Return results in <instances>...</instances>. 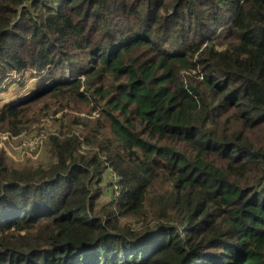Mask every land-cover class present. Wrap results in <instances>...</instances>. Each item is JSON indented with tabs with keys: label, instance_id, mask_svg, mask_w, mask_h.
Listing matches in <instances>:
<instances>
[{
	"label": "trees",
	"instance_id": "1",
	"mask_svg": "<svg viewBox=\"0 0 264 264\" xmlns=\"http://www.w3.org/2000/svg\"><path fill=\"white\" fill-rule=\"evenodd\" d=\"M26 73L0 125L50 100L87 135L0 154V264H264V0H0V88Z\"/></svg>",
	"mask_w": 264,
	"mask_h": 264
},
{
	"label": "rangeland",
	"instance_id": "2",
	"mask_svg": "<svg viewBox=\"0 0 264 264\" xmlns=\"http://www.w3.org/2000/svg\"><path fill=\"white\" fill-rule=\"evenodd\" d=\"M6 80V83L0 88V106L3 102L17 103L30 97L36 90L38 81L30 73L10 75ZM60 107V103L43 100L34 104L25 113L23 120H29V122L20 131L12 132L5 125H0V154L4 153L9 162L14 165L21 164L34 167L46 159V142L49 137L59 133L62 128L66 127L64 128L65 131L70 130L75 135L86 136L87 132L82 128L78 126L68 127L70 125L69 111H57ZM76 108L75 112L70 115L72 119L79 117L88 121H95L92 117L98 112H93L91 106L81 104ZM39 137L41 139L38 141ZM82 152H87L85 147L82 148ZM112 173V170H108L102 176L100 187L103 194L99 198V204H107L114 199Z\"/></svg>",
	"mask_w": 264,
	"mask_h": 264
},
{
	"label": "built area",
	"instance_id": "3",
	"mask_svg": "<svg viewBox=\"0 0 264 264\" xmlns=\"http://www.w3.org/2000/svg\"><path fill=\"white\" fill-rule=\"evenodd\" d=\"M98 115L97 114H94V117H97ZM41 139V137H39V139H38V141ZM112 180H114L113 182H114V184H115V186H114V190L115 191H119V188L117 187V185H118V181H119V178H118V176L115 174V173H112Z\"/></svg>",
	"mask_w": 264,
	"mask_h": 264
}]
</instances>
